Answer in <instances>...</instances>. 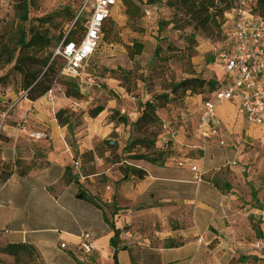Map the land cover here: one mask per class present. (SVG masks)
Instances as JSON below:
<instances>
[{
	"label": "rangeland",
	"instance_id": "374dc122",
	"mask_svg": "<svg viewBox=\"0 0 264 264\" xmlns=\"http://www.w3.org/2000/svg\"><path fill=\"white\" fill-rule=\"evenodd\" d=\"M81 2L39 0L30 9V23L49 17L51 22L44 27L55 37L62 31L68 34ZM134 2L139 10L131 18L122 0L113 19L115 36L109 37L113 41L101 39L80 76L66 75L64 60L52 56L58 73L51 90L57 100L67 97L69 81L77 82L83 95L79 99L68 97L78 103L67 106L72 114L70 129L56 118L61 105L41 97L42 105L49 109L48 119L55 118L68 134L70 159L63 175L60 169L47 165L46 153L52 148L47 141L50 128L39 127L32 119L36 112L28 105L22 75L11 70L12 65L0 67V177L4 164L16 161L34 166V170L49 168L43 171L49 174L46 191L42 172L35 173V178L42 180L36 197L8 198L15 190L13 181L0 196V249L10 240L7 236L15 234L13 230L77 229L81 237L89 233L94 240L113 237L119 228L117 260L112 253L98 249L85 254L80 247L75 257L87 264H229L232 259L250 255L259 258L255 264H263L264 130L234 112L233 120L225 121V144L204 142L197 136L194 121L185 114L190 107L198 111L211 93L209 87L199 94L189 95L181 89L171 93L174 82L188 77L218 81L227 77L222 61L207 42V38L220 42L221 36L195 30L186 10L178 13L176 0H160L150 18L145 12L150 6L146 0ZM69 9L76 14L72 21ZM224 17L226 14L219 21ZM16 23L14 0H0V39H8ZM135 41L144 47L131 58L129 48ZM60 42L54 40L50 51ZM162 93H169L172 99L158 110L160 127L151 129L158 133L156 149L169 152V156L162 164L134 159L133 154L147 150L135 143L142 134L131 123L140 114L141 102ZM97 106L104 110L92 117L89 111ZM114 110L128 116V124L111 121ZM86 152H92V156L83 155ZM183 159L194 162L198 170L180 166L178 162ZM144 165L157 170L162 178L160 186L140 191L144 178L134 174L132 168ZM19 183L28 189L17 179ZM2 186L0 181V189ZM253 188L261 208L252 197ZM46 192L49 198H45ZM82 192L87 197L83 198ZM259 220L262 239L256 230ZM171 243L181 244L177 247L180 250L168 248ZM32 257L33 251L17 256L0 251V264H30Z\"/></svg>",
	"mask_w": 264,
	"mask_h": 264
},
{
	"label": "trees",
	"instance_id": "16d2710c",
	"mask_svg": "<svg viewBox=\"0 0 264 264\" xmlns=\"http://www.w3.org/2000/svg\"><path fill=\"white\" fill-rule=\"evenodd\" d=\"M39 0H14L15 2V15L17 23L15 28L9 33V37L6 40L0 39V67L3 68L8 65H12L11 70L17 71L23 77V89L26 90V96L28 99L35 101L45 94H47L54 85V79L58 73L57 68L54 65L55 50L52 52L50 48L53 45V41H75L80 42L85 33V18H77L68 34L64 31L60 32L59 36L55 37L49 28L44 27L47 23L51 22L49 17H42L38 19L37 24L30 23V9ZM160 0H146L145 4L156 5ZM238 0H176V4L180 6L179 12L182 11L188 13V19L197 31L206 32L209 35H220L221 40L224 38L222 25L224 20L219 21V17L223 18L224 14L236 6ZM126 6V14L129 17L134 15L139 10L134 0H123ZM254 11L264 18V0H254ZM76 18V14L69 9V20L72 21ZM114 33V21L113 19L107 21L104 25L102 38L113 41V38L109 37ZM101 38V39H102ZM10 42L13 44L11 45ZM60 42V43H61ZM101 42V41H100ZM100 45V44H99ZM58 47V46H57ZM56 47V48H57ZM99 47V46H98ZM143 44L140 42H133L129 48V56L134 58L136 54H140L143 50ZM57 57V56H54ZM219 82L216 79H204L197 76L185 78L179 82L172 84L171 93L176 94L178 90H182L183 93L199 94L203 89L209 87V91L212 93L218 88ZM65 95L67 97L82 98L83 95L80 90V86L77 82L69 81L66 86ZM169 93H162L157 95L154 99L146 100L140 104V114L138 118L131 124L135 130L140 132L142 136H138L135 139V143H139L146 153L133 154L132 158L137 160H145L151 163L162 164L169 156V152L156 149L157 130H152V127H160V117L158 116V110L165 107L171 100ZM104 107L97 106L89 111L92 117L98 116ZM72 114H69L68 108H61L56 113V118L61 126H67L69 129L72 127L71 121ZM117 121L118 123L128 124L129 118L125 114L114 110L112 113L111 121ZM92 152H86L83 155H88ZM75 165H78V160H75ZM81 163L79 167H81ZM69 166L66 167V170ZM78 167V168H79ZM4 174L1 175V184L7 182V180L13 175L17 174L20 177L27 176L34 166L22 165L21 161H16L13 164H4ZM134 174L139 178H143L145 172L141 168H132ZM127 175V172H126ZM83 198L87 197L82 192ZM252 197L258 203L259 208L261 204L259 202L257 191L252 189ZM262 220L258 221L256 230L259 238H263L260 224ZM121 229H116L114 236L110 239V245L113 248V258L118 259V238L121 234ZM181 244H169L168 248H176ZM9 255L17 256L19 252L29 253L34 251L32 245L26 243H9L0 249ZM259 258L257 256H241L238 259H232L229 264H255ZM264 264V256L260 259Z\"/></svg>",
	"mask_w": 264,
	"mask_h": 264
},
{
	"label": "built area",
	"instance_id": "2783aa9c",
	"mask_svg": "<svg viewBox=\"0 0 264 264\" xmlns=\"http://www.w3.org/2000/svg\"><path fill=\"white\" fill-rule=\"evenodd\" d=\"M122 0H82L77 18L85 16V33L80 42L62 41L54 56L64 60L63 72L78 77L85 64L97 50L107 21L114 19ZM156 5L145 8L148 18ZM254 0H238L226 12L222 25L224 38L214 42L207 38L212 53L222 61L227 77L218 81V88L203 99V108L197 121V130L204 142L217 140L225 144L224 126L218 107L226 101L237 99L240 113L246 123L264 130V18L254 11ZM46 99L55 103L50 90ZM40 135V134H39ZM184 166V162L178 163ZM197 171L198 166L191 164ZM80 249L91 254L95 249L90 234H83Z\"/></svg>",
	"mask_w": 264,
	"mask_h": 264
},
{
	"label": "crops",
	"instance_id": "0c3cea01",
	"mask_svg": "<svg viewBox=\"0 0 264 264\" xmlns=\"http://www.w3.org/2000/svg\"><path fill=\"white\" fill-rule=\"evenodd\" d=\"M44 101L46 100L48 103H50L45 96H43ZM42 98H39L35 101L28 100L29 107H34L35 112L31 115L32 119L36 120V123L39 124V127L42 126H48L50 128L47 136V141L51 144L52 148L49 152L46 153L47 157L45 158L47 161V165L49 163V166L56 167L57 169H60L62 174L66 170V165H68V160L70 159L69 154V145L67 142V132L65 130H62L59 126V124L55 121V118L53 120L48 119L49 115V109L42 105L41 102H44ZM203 102V101H202ZM54 104L61 105L62 108L69 107H75L78 105V103H74L71 98L68 97H61L55 99ZM26 105V104H25ZM226 108L225 111H222L221 108ZM203 108V103L199 106L198 111H194L192 107L188 108L186 110L185 118L188 120H192L195 123L197 136L201 139L200 133L197 130V121L198 117L200 116L201 110ZM61 109V108H59ZM37 110V111H36ZM234 112L237 113L242 119V115L240 113L239 109V102L237 99H233L230 101L224 102L222 105L218 107V114L223 122L224 126V140H226V136L228 134L227 126L225 125V121H231L234 117ZM244 120V119H243ZM245 121V120H244ZM41 126V127H42ZM262 129V128H261ZM35 140L41 141V138L36 137ZM202 140V139H201ZM215 141L219 144V142L215 139L210 140ZM67 147H66V146ZM209 145V142L208 144ZM179 162H184L183 167H187L190 169L191 164L186 159L180 160ZM178 162V163H179ZM52 163V164H50ZM158 164V163H157ZM139 167V166H138ZM159 167V166H156ZM139 168L143 169L145 172L144 179H142L140 185V191L146 190L148 187H154V186H160L161 183V177L157 175V170L149 168L148 166H140ZM49 168H45L41 170L40 168L33 169L27 176L20 177L17 174H13L6 183L3 184L2 188L0 189V196H4V191L8 189V186L11 184V182H16L15 190H12L13 194H8V198H34L39 194V186L42 184V180L39 178H35L37 176L35 173L42 172L44 183L43 188L46 191V187L48 185V172L44 174L43 171H49L47 170ZM51 169V168H50ZM191 170V169H190ZM154 171V172H153ZM17 179L21 181V183H25L26 187H28L27 190L23 189V186L17 185ZM55 182V181H53ZM36 186V187H32ZM140 193V192H138ZM12 194V195H11ZM146 194V193H145ZM11 195V196H10ZM45 198H49L51 196L49 192L44 193ZM48 231V232H44ZM12 235H8L7 238H10L8 243H26L29 245H32L34 247V257L31 258L30 264H87L84 262V260H79L76 258V252L75 250L77 247L80 246L81 242V236L79 234V230H69V229H58V228H46V229H33L31 230V233L27 231L22 230H13ZM33 233V234H32ZM110 239L111 237L107 236H99L94 239V243L96 245V250L98 249L101 253H112L113 256V248L110 245ZM104 250V251H103ZM174 250H180V248H174Z\"/></svg>",
	"mask_w": 264,
	"mask_h": 264
},
{
	"label": "water",
	"instance_id": "95a60500",
	"mask_svg": "<svg viewBox=\"0 0 264 264\" xmlns=\"http://www.w3.org/2000/svg\"><path fill=\"white\" fill-rule=\"evenodd\" d=\"M108 143H109L110 145H112V146L115 145V141H113V140H108ZM116 264H119V262L117 261Z\"/></svg>",
	"mask_w": 264,
	"mask_h": 264
}]
</instances>
